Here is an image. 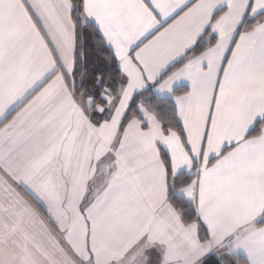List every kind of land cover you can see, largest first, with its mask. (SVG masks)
Listing matches in <instances>:
<instances>
[{"label":"snow or ice","instance_id":"obj_1","mask_svg":"<svg viewBox=\"0 0 264 264\" xmlns=\"http://www.w3.org/2000/svg\"><path fill=\"white\" fill-rule=\"evenodd\" d=\"M0 264H264V0H0Z\"/></svg>","mask_w":264,"mask_h":264},{"label":"trees","instance_id":"obj_2","mask_svg":"<svg viewBox=\"0 0 264 264\" xmlns=\"http://www.w3.org/2000/svg\"><path fill=\"white\" fill-rule=\"evenodd\" d=\"M83 66L88 69L90 74L96 71L98 66H102L101 53L95 48H90Z\"/></svg>","mask_w":264,"mask_h":264}]
</instances>
